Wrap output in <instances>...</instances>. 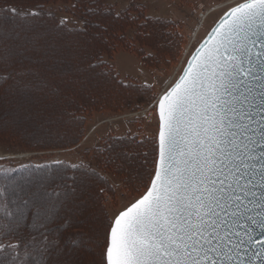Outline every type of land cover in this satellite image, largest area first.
Instances as JSON below:
<instances>
[{
	"label": "snow or ice",
	"instance_id": "snow-or-ice-1",
	"mask_svg": "<svg viewBox=\"0 0 264 264\" xmlns=\"http://www.w3.org/2000/svg\"><path fill=\"white\" fill-rule=\"evenodd\" d=\"M83 2L87 36L107 17L101 0ZM90 49L64 58L87 65L77 79L96 68ZM154 110L152 171L108 220L100 259L80 258L93 241L88 199L69 222L61 193L25 178L0 182V264H264V0H233Z\"/></svg>",
	"mask_w": 264,
	"mask_h": 264
},
{
	"label": "rangeland",
	"instance_id": "rangeland-1",
	"mask_svg": "<svg viewBox=\"0 0 264 264\" xmlns=\"http://www.w3.org/2000/svg\"><path fill=\"white\" fill-rule=\"evenodd\" d=\"M126 1L101 0L107 19L85 36L79 0H0V167H32L13 177L0 170V182L51 185L69 222L88 199L93 241L80 258L97 261L108 220L138 197L152 171L156 100L233 2ZM84 43L96 68L80 80L75 68L87 65L64 58Z\"/></svg>",
	"mask_w": 264,
	"mask_h": 264
},
{
	"label": "trees",
	"instance_id": "trees-1",
	"mask_svg": "<svg viewBox=\"0 0 264 264\" xmlns=\"http://www.w3.org/2000/svg\"><path fill=\"white\" fill-rule=\"evenodd\" d=\"M133 0H127V3L132 2ZM79 2H83V0H79ZM76 3V2H74ZM84 3V2H83ZM77 5V4H76ZM148 82H144L142 84L147 85ZM36 166V165H35ZM0 170L9 176L13 177L12 175H20V173L30 171L32 170L31 165L29 166L28 164H20V165H3L0 167Z\"/></svg>",
	"mask_w": 264,
	"mask_h": 264
},
{
	"label": "water",
	"instance_id": "water-1",
	"mask_svg": "<svg viewBox=\"0 0 264 264\" xmlns=\"http://www.w3.org/2000/svg\"><path fill=\"white\" fill-rule=\"evenodd\" d=\"M218 21H219V20H218ZM218 21H217V22H218ZM216 24H217V23H216ZM216 24H215L214 26H216ZM214 26H213V27H214ZM210 31H211V30H210ZM210 31H209V33H210ZM209 33H208V34H209ZM208 34H207V35H208ZM207 35H206V36H207ZM205 38H206V37H205ZM205 38H204V39H205ZM193 52H194V51H193ZM192 54H193V53H192ZM189 59H190V57H189ZM189 59H188V60H189ZM185 67H186V65H185ZM185 67H184V68H185Z\"/></svg>",
	"mask_w": 264,
	"mask_h": 264
},
{
	"label": "built area",
	"instance_id": "built-area-1",
	"mask_svg": "<svg viewBox=\"0 0 264 264\" xmlns=\"http://www.w3.org/2000/svg\"><path fill=\"white\" fill-rule=\"evenodd\" d=\"M145 116L147 115V114H144ZM147 117V116H146Z\"/></svg>",
	"mask_w": 264,
	"mask_h": 264
},
{
	"label": "bare ground",
	"instance_id": "bare-ground-1",
	"mask_svg": "<svg viewBox=\"0 0 264 264\" xmlns=\"http://www.w3.org/2000/svg\"><path fill=\"white\" fill-rule=\"evenodd\" d=\"M62 142V141H61ZM62 145V144H61Z\"/></svg>",
	"mask_w": 264,
	"mask_h": 264
}]
</instances>
